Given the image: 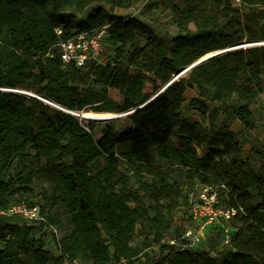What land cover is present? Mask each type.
Wrapping results in <instances>:
<instances>
[{
    "label": "trees",
    "instance_id": "obj_1",
    "mask_svg": "<svg viewBox=\"0 0 264 264\" xmlns=\"http://www.w3.org/2000/svg\"><path fill=\"white\" fill-rule=\"evenodd\" d=\"M139 1L149 0H0V211L38 198L60 231L56 255L42 224L0 212V264H135L152 245L160 264H264V164L243 157L231 128L234 120L257 127L264 44L233 47L264 42V0H158L174 35L111 12ZM93 4L109 9L86 14ZM106 22L107 64L61 59L60 38ZM193 87L203 121L181 112ZM67 111L128 113L131 126ZM195 182L223 183L224 205L244 207L229 220L228 244L220 236L201 250L165 243Z\"/></svg>",
    "mask_w": 264,
    "mask_h": 264
},
{
    "label": "built area",
    "instance_id": "obj_2",
    "mask_svg": "<svg viewBox=\"0 0 264 264\" xmlns=\"http://www.w3.org/2000/svg\"><path fill=\"white\" fill-rule=\"evenodd\" d=\"M109 23L89 29L74 30L68 37L60 38L57 48L60 51L61 59L65 62H73L77 67H84L88 60H94L101 64H107L112 57L107 52ZM61 35V27L55 29ZM226 190L223 183L203 184L195 182L188 194L189 210L188 219L192 224L218 225L221 228L222 244H228L234 235V229L229 225V220L235 215L244 213L242 205L227 206L222 204L221 190ZM6 215H17L30 222L43 225L45 230L57 236V230L51 224L46 213L42 212L40 199L22 198L11 202L6 209L0 211ZM206 239L202 227H188L181 235L169 239L168 244L180 249H194Z\"/></svg>",
    "mask_w": 264,
    "mask_h": 264
},
{
    "label": "rangeland",
    "instance_id": "obj_3",
    "mask_svg": "<svg viewBox=\"0 0 264 264\" xmlns=\"http://www.w3.org/2000/svg\"><path fill=\"white\" fill-rule=\"evenodd\" d=\"M103 6L107 9H109V6L107 4H93L91 5L88 10L86 11V14L92 13L96 7ZM111 12L114 15L117 16H130L134 19L140 20L144 23H146L148 26H150L155 32L159 31H169L172 35L175 34V28L169 23V20L171 18V13L169 10L164 9L159 3L158 0H149V1H139L135 3L131 8L128 9H121V8H115L111 10ZM110 47V46H109ZM107 46V52L109 54H112L111 47L109 48ZM212 53V52H211ZM210 54V53H208ZM207 54V55H208ZM148 89H151V86H148ZM198 93L197 90L193 88H188L185 93V101L182 104L181 112L192 118L193 120L197 121H203L202 117L200 116L199 112L192 108L190 101L192 98L197 97ZM252 110L256 116V124L257 127L253 129V133L246 131L241 123L237 120H234L231 124V128L236 133V136L238 140L242 143V154L243 157L248 159L253 165L260 166V164H264V123H261V121L264 119V94L259 95L253 105ZM127 115L122 114V116L118 117L116 120V128L117 130H125L129 126H131L129 120H127ZM112 120V119H111ZM111 120H89V121H96V122H105V121H111ZM84 122H87L83 120ZM175 125V124H174ZM173 128V127H172ZM172 128L169 129L168 132L169 137L172 141L176 142V139L173 136ZM192 184V183H187ZM192 186H187L186 196H185V202L182 203V205L177 209L175 214L174 223L171 227V230L166 234L165 242H167L169 239L179 236L182 234V232L188 228V227H202L203 231L206 235V239L202 241L201 244L197 245L194 249L201 250L206 247H208V241L211 236H220L221 237V228L218 225H201V224H192L189 222V219L187 217L188 210H189V202H188V194L191 191ZM33 195L38 196L41 192L40 186H35L33 189ZM187 200V202H186ZM222 204H224L222 202ZM62 215V218L66 220L65 215L59 211ZM138 230L140 226H137ZM44 233L45 238V247L51 251L53 254H58V250L56 247L55 239L60 236V231L57 230V236L54 238L52 236V233L48 230L43 229L42 231ZM141 240V237L137 236L135 243H139ZM219 249V247H218ZM161 249L157 245H152L151 247L147 248L145 250V256H142L138 262L135 264H160V260L162 257V253L160 252ZM216 252V250L214 251ZM213 252V254H214Z\"/></svg>",
    "mask_w": 264,
    "mask_h": 264
},
{
    "label": "water",
    "instance_id": "obj_4",
    "mask_svg": "<svg viewBox=\"0 0 264 264\" xmlns=\"http://www.w3.org/2000/svg\"><path fill=\"white\" fill-rule=\"evenodd\" d=\"M261 44H264V42H248V43H243V44H240V45H237V46H235V47H233V48H240V47H247V46H254V45H261ZM233 48H229V49H233ZM229 49H225V50H220V51H216V52H212V53H210V54H208V55H205V56H203V57H201L198 61H196L195 63H193L191 66H189V67H187V68H185V69H183V70H181V71H179L176 75H174L173 76V78H172V80H174V79H177L178 77H180L181 75H183L186 71H188L191 67H193L194 65H196V64H198V63H201V62H203V61H205V60H207V59H209V58H212L213 56H216V55H218V54H220V53H223V52H225V51H227V50H229ZM171 80V81H172ZM168 85V84H167ZM166 87V85L161 89V90H163L164 88ZM1 90H7V89H3V88H0V91ZM13 91H16V92H21V93H25V94H28V95H31V96H34L32 93H28V92H26V91H21V90H13ZM54 105V104H53ZM54 106H56V105H54ZM58 107V106H57ZM60 108V107H59ZM67 112H69V113H71V114H73V115H75V116H77V117H79V118H81V113H84V112H81V113H75V112H71V111H67ZM85 112H87V111H85ZM93 113H95V112H93ZM112 114V113H111ZM124 115H126V114H128V113H123ZM120 116H122V114H113V116L110 118V119H107V120H113V119H116V118H118V117H120Z\"/></svg>",
    "mask_w": 264,
    "mask_h": 264
},
{
    "label": "bare ground",
    "instance_id": "obj_5",
    "mask_svg": "<svg viewBox=\"0 0 264 264\" xmlns=\"http://www.w3.org/2000/svg\"><path fill=\"white\" fill-rule=\"evenodd\" d=\"M81 119L85 121L89 120H96V121H101V120H107L110 119L113 114L111 113H93V112H84L81 113Z\"/></svg>",
    "mask_w": 264,
    "mask_h": 264
},
{
    "label": "crops",
    "instance_id": "obj_6",
    "mask_svg": "<svg viewBox=\"0 0 264 264\" xmlns=\"http://www.w3.org/2000/svg\"><path fill=\"white\" fill-rule=\"evenodd\" d=\"M250 132H252V131H250ZM253 133V132H252ZM171 230V229H170Z\"/></svg>",
    "mask_w": 264,
    "mask_h": 264
}]
</instances>
